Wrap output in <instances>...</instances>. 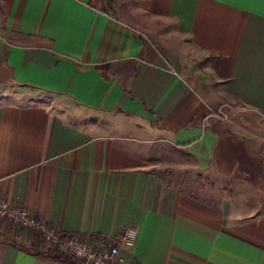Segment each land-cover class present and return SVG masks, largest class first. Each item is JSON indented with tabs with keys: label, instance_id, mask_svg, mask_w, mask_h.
I'll return each instance as SVG.
<instances>
[{
	"label": "crops",
	"instance_id": "0c3cea01",
	"mask_svg": "<svg viewBox=\"0 0 264 264\" xmlns=\"http://www.w3.org/2000/svg\"><path fill=\"white\" fill-rule=\"evenodd\" d=\"M0 198L135 229L125 264H264V0H0ZM23 229L0 264H64Z\"/></svg>",
	"mask_w": 264,
	"mask_h": 264
},
{
	"label": "built area",
	"instance_id": "2783aa9c",
	"mask_svg": "<svg viewBox=\"0 0 264 264\" xmlns=\"http://www.w3.org/2000/svg\"><path fill=\"white\" fill-rule=\"evenodd\" d=\"M0 219L35 232L42 238L45 245L57 246L60 251L72 255L82 264H125L119 250L120 248L132 249L137 237L135 229L126 228L113 241L102 238L86 241L61 233L45 221L33 217L27 210L12 206L2 198H0Z\"/></svg>",
	"mask_w": 264,
	"mask_h": 264
},
{
	"label": "trees",
	"instance_id": "16d2710c",
	"mask_svg": "<svg viewBox=\"0 0 264 264\" xmlns=\"http://www.w3.org/2000/svg\"><path fill=\"white\" fill-rule=\"evenodd\" d=\"M32 232V231H31ZM36 239H32L30 244L29 251L35 255L44 256L48 259L56 260L64 264H82V262L72 255L64 253L60 251L57 246H49L45 247V243L43 242L42 238L38 236L35 232H32ZM2 240L6 242H10L13 245H16V242L13 238L9 236H2Z\"/></svg>",
	"mask_w": 264,
	"mask_h": 264
},
{
	"label": "rangeland",
	"instance_id": "374dc122",
	"mask_svg": "<svg viewBox=\"0 0 264 264\" xmlns=\"http://www.w3.org/2000/svg\"><path fill=\"white\" fill-rule=\"evenodd\" d=\"M118 5H120L121 8L123 7H126L128 5H130L131 1L133 0H115ZM136 2V1H135ZM136 5H137V2H136ZM162 31L164 33V36L161 37V41L164 43H166L167 46H170V48L174 49V43H175V33L172 31L171 33V29L166 27V26H162ZM164 38V39H163ZM220 117L221 118H226V117H223V115H221L220 113ZM190 188V187H189ZM199 190L201 191H204L205 190V181H203L201 178L199 179ZM201 191L199 192L201 194ZM20 229V228H19ZM22 230V229H21ZM24 232H27L29 235H28V238H30L31 240L32 239H36L37 238L35 237L34 234H30L27 230L23 229Z\"/></svg>",
	"mask_w": 264,
	"mask_h": 264
}]
</instances>
